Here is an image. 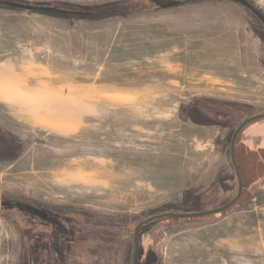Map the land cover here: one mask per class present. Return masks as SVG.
<instances>
[{"label": "rangeland", "instance_id": "obj_1", "mask_svg": "<svg viewBox=\"0 0 264 264\" xmlns=\"http://www.w3.org/2000/svg\"><path fill=\"white\" fill-rule=\"evenodd\" d=\"M246 1L262 18L233 0H0V125L15 151L0 203L50 214L43 233L40 215L2 207L0 264H134L135 230L162 208L216 183L202 209L233 197L234 130L198 125L190 106L264 114V0ZM152 222L136 264H264L261 189L223 214Z\"/></svg>", "mask_w": 264, "mask_h": 264}, {"label": "trees", "instance_id": "obj_2", "mask_svg": "<svg viewBox=\"0 0 264 264\" xmlns=\"http://www.w3.org/2000/svg\"><path fill=\"white\" fill-rule=\"evenodd\" d=\"M116 6H117V4L116 5L115 4L114 5H106V6H103L100 8H96V9L102 11L101 13L113 14L114 11L112 8H114ZM15 10H18V9H15ZM79 10H81V12H82L86 9H79ZM68 16L69 15H67V17ZM72 17H75V16H72ZM79 17L86 19L87 16H86V14L85 15H78L77 18H79ZM89 17H93V16L90 15ZM190 107H193L196 110V111H191L192 113H191L190 118H192V120L195 123H197L198 125H217V126H220L222 128H232L234 130L233 134L235 133V131L239 128V126L245 120L250 119L254 116H258V114L248 115L247 110L250 108L249 106H242V105H238V104L231 103V102H216V101H213L210 99L196 100L194 103L191 104ZM202 110L204 112H202ZM206 116H208V117H206ZM207 118L210 119L209 120L210 122L206 121ZM261 119L264 120V117L257 119L256 121H261ZM254 122L255 121L248 124L239 133V135L236 139L235 149H234L235 163L233 162V157H232V153L230 150L231 160H232V164H233L234 169H235V176H236V179H235L236 191H235V193H233V197L230 200H228L226 203L219 205L216 208L202 209L213 198H215V199L219 198V196L221 195V190H220V188H218L219 185H218V183H216L213 186V188H211L208 192L204 193V195L201 194V195H199V196H197V197H195V198H193V199H191L185 203H182L180 205H170V206H167L166 208H162L160 211H158L159 213H157V214H163V215L167 214V213H171V214H195V213H200V212L205 211V210H207V211L215 210V209L222 208V207L228 205L237 197V194L239 191L238 173H239V175L242 179V183H243L242 194H241L240 198L228 209L239 204V202L243 198H245L247 196V194H249L251 192L250 185L253 183L252 181H255V180H254V177H251L252 179L250 180V176L252 174L258 175L264 171L262 168H259L258 166L246 168L247 164L249 165V162H248L249 160H246V157H248L249 154H245V152H244V145L241 142V135ZM2 133H6V131L3 128H0V134H2ZM5 135L10 138L9 135H7V134H5ZM11 152H15L13 142L9 143L8 141H0V161L12 159L13 157H11V156H13V155L11 154ZM247 172L250 173V176ZM219 184H220V182H219ZM202 195H203V197H201ZM1 202H3V201H1ZM228 209L225 210L224 212L228 211ZM174 210H175V212H173ZM224 212L217 213V214H223ZM212 215H214V214H212ZM207 216H210V215H207ZM204 217H206V216H204ZM167 218H173V217H162L156 221H159L161 219H167ZM174 218L175 219H181V218H176V217H174ZM152 223H154V222H150V223L144 225L143 227L149 226ZM141 229H140V231H141ZM128 239H129V237H127L125 242L128 243Z\"/></svg>", "mask_w": 264, "mask_h": 264}, {"label": "water", "instance_id": "obj_3", "mask_svg": "<svg viewBox=\"0 0 264 264\" xmlns=\"http://www.w3.org/2000/svg\"><path fill=\"white\" fill-rule=\"evenodd\" d=\"M233 1H238L242 4H244L246 7H248L250 10H252L256 15H258L260 18L261 15L258 13V11L256 9H254L251 4H249L246 0H233ZM2 5L8 6L9 8L12 9H20V10H24V11H32V12H41V13H51V14H61V13H67L66 11H61L58 9H54V8H47V7H36V6H30V5H25V4H18V3H12V2H2ZM264 117V114L262 115H258V116H254L250 119H247L246 121H244L239 128L235 131L233 138H232V143H231V153H232V157H233V162L235 163V159H234V149H235V142L236 139L239 135V133L251 122L256 121L257 119H260ZM238 177H239V191H238V195L237 197L228 205L222 207V208H218L215 210H211V211H206V212H201V213H195V214H171V213H167L164 215H160V216H156L153 218H150L146 221H144L143 223H141L135 230V237H134V244H135V252H134V260L133 263L136 264L137 262V256H138V236H139V231L140 229L152 222V221H156L162 217H176V218H195V217H203V216H207V215H212V214H217V213H221L224 212L225 210H227L229 207H231L241 196L242 194V190H243V183H242V179L238 173ZM0 206L3 207H18V208H22V209H28V210H32L33 208H31L29 205L27 204H23L21 202L18 201H4L0 204Z\"/></svg>", "mask_w": 264, "mask_h": 264}, {"label": "crops", "instance_id": "obj_4", "mask_svg": "<svg viewBox=\"0 0 264 264\" xmlns=\"http://www.w3.org/2000/svg\"><path fill=\"white\" fill-rule=\"evenodd\" d=\"M1 80V79H0ZM2 80H10L13 79L10 78H4ZM27 108L24 109V111H29V106H26ZM0 128L2 126L0 125ZM5 134L9 135L7 137ZM0 141H8L9 143H12V136L13 134L10 132L2 133L0 134ZM11 141V142H10ZM241 142L244 145V152L245 154H249L248 157H246V160H249V165L247 164L246 168L250 167H256L262 168L264 170V124L262 122H258L255 124H252L249 126L241 135ZM14 144V142H13ZM248 173V172H247ZM250 176V173H248ZM251 177H254L255 181H252L253 183L250 185V190L253 191L254 189H261V191L264 192V171L258 175H251ZM235 178L229 177L228 178V184H235ZM226 181V180H225ZM224 181L221 182V184ZM226 184V183H224ZM223 187V186H222ZM224 188V187H223Z\"/></svg>", "mask_w": 264, "mask_h": 264}, {"label": "flooded vegetation", "instance_id": "obj_5", "mask_svg": "<svg viewBox=\"0 0 264 264\" xmlns=\"http://www.w3.org/2000/svg\"><path fill=\"white\" fill-rule=\"evenodd\" d=\"M258 16V15H257ZM259 17V16H258ZM4 202V201H3ZM2 203V202H1ZM0 203V204H1ZM24 204V203H23ZM28 205V204H27ZM31 208H33L32 210H28V209H22V208H18V207H9V208H13V209H20V210H24V211H28V212H32V213H36L38 215L41 216L42 220H43V223H42V232L43 233H48V231L46 230L48 226H46L47 224L46 221L47 220H50V214H49V211H47L44 206L42 207H37V206H33V205H29ZM3 206H0V210ZM29 227V226H27ZM26 235H28L27 233H25Z\"/></svg>", "mask_w": 264, "mask_h": 264}]
</instances>
